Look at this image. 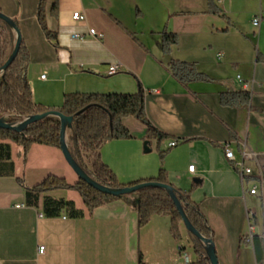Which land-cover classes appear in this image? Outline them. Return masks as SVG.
<instances>
[{
    "label": "crops",
    "instance_id": "1",
    "mask_svg": "<svg viewBox=\"0 0 264 264\" xmlns=\"http://www.w3.org/2000/svg\"><path fill=\"white\" fill-rule=\"evenodd\" d=\"M0 8L21 28L35 103L57 109L66 94L135 93L142 85L148 118L170 137L148 143L146 125L125 117L132 137L106 142L100 161L125 184L165 170L170 183L191 190L207 217L220 264H258L253 246L241 238L248 232V210L258 221L256 200L264 204V189L260 195L250 192V180L259 176L245 175L243 183L225 145L237 161L244 151L260 164L264 158V0H45V27L39 0H0ZM76 11L86 20L74 19ZM90 29L104 38L96 39ZM165 31L178 38L168 53ZM75 33L84 39L73 38ZM172 60L194 63L209 80L180 83L168 68ZM115 63L123 70L111 75L108 68ZM238 75L250 83L251 102L223 105L222 93L242 90ZM173 140L179 144L170 147ZM128 155L131 166L122 159ZM245 164L256 169L255 160ZM49 175L72 184L79 179L61 148L35 144L25 158L20 145L0 139V264H185L183 252L197 259L183 223L181 240L171 233L170 215L154 216L139 228L138 212L123 199L90 213L76 190L55 189L29 203L19 180L34 186ZM46 197L72 201L84 215L63 210L40 216ZM254 233L264 234L255 225Z\"/></svg>",
    "mask_w": 264,
    "mask_h": 264
},
{
    "label": "trees",
    "instance_id": "2",
    "mask_svg": "<svg viewBox=\"0 0 264 264\" xmlns=\"http://www.w3.org/2000/svg\"><path fill=\"white\" fill-rule=\"evenodd\" d=\"M44 3L45 0H39V17L45 27ZM47 34L51 38L56 37L53 32H47ZM177 41L176 33L163 32L164 52H170L172 45L176 44ZM15 42L16 32L0 19V67L12 54ZM29 62V53L24 41H22L17 57L3 75H0V117L8 115L12 122L52 109L34 101L33 91L27 77ZM168 68L173 76L184 85L196 80H209L206 75L197 70L194 63L172 60ZM145 94L142 85L135 93L76 92L66 94L63 105L57 110L74 118L73 127L68 133L71 154L94 180L109 187L133 186L146 181H158L172 185L193 226L200 233L214 238V231L207 217L191 198V190L185 191L170 183L165 170H161L156 177L125 184L120 182L117 174L108 164L100 161L99 150L106 142L132 137L130 130L123 123L125 117L134 116L146 125L148 143L152 139H157L158 143H161L163 139L170 137L156 128L148 118ZM251 97V91L225 92L221 95V102L226 106L246 107L249 106ZM0 139L11 140L20 145L26 158L35 144L60 148V123L58 118L47 117L29 124L23 132L0 128ZM260 162L264 172V158ZM19 182L24 187L31 204H34V201L31 200L32 197L37 198L41 193L55 189L76 190L90 213L111 200L123 199L138 212L139 228L145 227L154 216L170 215L171 233L176 240L182 239L181 224H184L183 217L167 192L160 188L149 187L132 194L115 197L99 192L81 179L72 184L66 178L56 175H49L34 186H28L22 180ZM63 210H66L71 217L84 215V212L78 210L72 201L46 197L43 205L44 215L56 216ZM188 233L197 255V259L188 264H211L203 242L192 233ZM241 240L246 245L253 246L258 264H264V234L254 233L252 242L244 241L243 237ZM140 264H144L142 260H140Z\"/></svg>",
    "mask_w": 264,
    "mask_h": 264
},
{
    "label": "water",
    "instance_id": "3",
    "mask_svg": "<svg viewBox=\"0 0 264 264\" xmlns=\"http://www.w3.org/2000/svg\"><path fill=\"white\" fill-rule=\"evenodd\" d=\"M0 19L6 22L16 32V42H15L12 54L10 55L8 60L5 62V64H3L0 67V75H3V73L8 69V67L12 64L14 59L17 57L22 41H23V37H22L21 28L16 20L9 17L7 14H5L2 11H0ZM47 117L58 118L59 123H60V148L63 152L65 161L72 168V170L77 174L79 179L88 183L91 187L98 190L99 192L112 195L115 197H121L124 194H132L141 189L149 188V187H156V188H160L164 190L165 192H167L170 199L173 201V203L178 208L180 214L183 217V222L188 232L192 233L196 238H198L201 242H203L207 257L210 259L211 264H220L214 238L200 233L193 226V224L187 217L179 198L177 197L175 188L172 185L164 184L158 181H146V182L139 183L133 186H124V187H118V188L109 187V186H106L94 180L84 170V168L72 156L70 147H69L68 130H71L73 127L74 118L72 116H67L57 109H51L44 113L30 115V116H27L21 119L20 121H14V122L10 121L9 118L5 116H1L0 117V128L14 130L17 132H23L29 126V124L39 121L41 119L47 118Z\"/></svg>",
    "mask_w": 264,
    "mask_h": 264
},
{
    "label": "built area",
    "instance_id": "4",
    "mask_svg": "<svg viewBox=\"0 0 264 264\" xmlns=\"http://www.w3.org/2000/svg\"><path fill=\"white\" fill-rule=\"evenodd\" d=\"M220 2H223L224 0H219ZM73 18L76 19V20H81V21H85L86 20V16L83 12L81 11H76L74 12V15H73ZM261 19H262V14H259L258 16L255 17V19L253 20V24L257 27L260 25V22H261ZM89 33L95 37L96 39L98 40H102L104 38L103 34H100L99 32L96 31V29H90ZM73 38H76V39H84V36L81 35V34H78V33H75L72 35ZM123 70V66L122 64L120 63H115V64H112L109 66L108 68V73L113 75V74H116L120 71ZM43 78H45V75L42 76ZM237 80L240 82L241 86H242V90L244 91H250V83L249 82H246L244 81V79L242 78V76L238 75L237 76ZM5 117L8 118V115H5ZM21 119L17 120V121H20ZM179 144V141L178 140H173L169 146L170 147H175ZM225 153H226V157L229 159V160H232L234 162V166L235 168L239 171V173L241 174L242 176V180H243V183H244V176L245 175H252L254 174V172L257 173V175L259 176L258 178V181L260 182V185H261V190L264 189V173H263V168L261 166V164L259 163V161L257 160V157L255 156V154H249L247 152L244 151V159L242 161H237L235 159V156H234V152L233 150L229 147L228 144L225 145ZM246 159H250V160H255L256 161V166L255 168L256 169H253L252 167L250 166H247L245 164V160ZM195 169V165H191L189 166V170L190 171H194ZM259 190V186L258 185H255V187H253L252 189H250V192L252 194H256L257 191ZM18 207H22V205H18ZM255 211L254 210H248L247 212V219H248V223H249V230L248 232L243 235V238H244V241L246 242H252V239H253V235H254V218H255ZM40 216H44V214H40ZM45 246L44 245H41L39 246V253H44L45 252ZM183 257H184V260H185V264H188L191 262V255L187 252H183Z\"/></svg>",
    "mask_w": 264,
    "mask_h": 264
},
{
    "label": "rangeland",
    "instance_id": "5",
    "mask_svg": "<svg viewBox=\"0 0 264 264\" xmlns=\"http://www.w3.org/2000/svg\"><path fill=\"white\" fill-rule=\"evenodd\" d=\"M122 159H127V161H126V164H127V162H128V164L131 166L132 165V163H133V160H132V158L130 157V155H128V156H124V157H122ZM264 173V172H263ZM118 177V176H117ZM119 179V178H118ZM249 185L251 186V185H258L259 186V195H260V193H261V185H260V182L258 181V180H256V179H254V180H250V183H249ZM256 205L258 206V221H257V223L255 224L254 222V225L256 226V228H257V232H264V224H263V218H264V204H263V202H262V200L259 198V196L257 197V200H256ZM248 230H249V228H248Z\"/></svg>",
    "mask_w": 264,
    "mask_h": 264
}]
</instances>
